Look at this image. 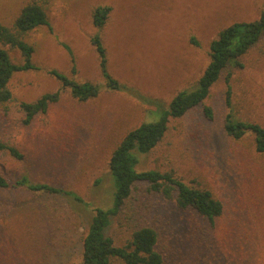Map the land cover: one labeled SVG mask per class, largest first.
Here are the masks:
<instances>
[{
  "label": "rangeland",
  "instance_id": "374dc122",
  "mask_svg": "<svg viewBox=\"0 0 264 264\" xmlns=\"http://www.w3.org/2000/svg\"><path fill=\"white\" fill-rule=\"evenodd\" d=\"M28 2L41 6L48 23L23 35L33 47L34 68L12 75L11 100L0 104V143L22 154L16 159L0 150V175L10 183L0 188V264H82L94 209L112 205L113 149L130 129L168 111L177 92L194 88L211 40L231 23L257 19L264 0H0V24L11 27ZM104 7L110 11L95 25L93 10ZM95 37L118 90L101 75ZM0 48L24 64L17 49ZM240 61L210 88L204 104L211 119L196 106L170 119L151 151L135 153V170L171 172L209 191L221 214L210 221L179 209L175 195L165 198L137 182L106 230L115 245L151 227L163 264H264V154L255 151L250 132L234 139L223 128L227 115L264 127V37ZM52 70L97 84L99 94L77 101ZM55 91L58 101L23 124L20 103ZM20 177L25 186L14 185ZM32 184L60 191H35Z\"/></svg>",
  "mask_w": 264,
  "mask_h": 264
},
{
  "label": "trees",
  "instance_id": "16d2710c",
  "mask_svg": "<svg viewBox=\"0 0 264 264\" xmlns=\"http://www.w3.org/2000/svg\"><path fill=\"white\" fill-rule=\"evenodd\" d=\"M110 9L107 7L93 10L95 25H99L107 16ZM47 19L41 6L35 2L25 4L16 16L11 27L0 24V44L17 49L23 57L24 64H15L8 53L0 48V104L11 100L8 83L12 75L19 71L34 68L31 63L33 47L23 39L27 32L47 25ZM262 37H264V9L259 17L249 22L231 23L221 29L209 44V62L198 78L194 88L177 92L169 103L168 111L156 120L144 122L130 129L113 149L109 159V170L114 177L115 192L112 205L107 209L96 208L89 220L87 231L82 238V264H111L114 260L121 264H163L162 256L156 251L157 234L151 227H140L131 233L129 240L123 246L114 244L113 239L106 234L111 217L116 215L128 198L135 183L145 182L149 190L159 193L165 198L175 195V203L179 209H192L202 217L213 221L222 212V204L213 198L207 190L192 187L173 175L171 172L135 170L137 158L135 153L151 151L163 138L167 123L170 119L180 118L190 109L201 106L203 115L211 119V107L204 104L210 88L218 80L222 70L228 65L242 66L240 58L246 54ZM191 42L196 43L193 38ZM94 50L98 54L101 75L107 78V86L111 90H118L120 85L106 69L104 48L98 37L91 40ZM61 84L68 88L72 98L85 102L99 94V86L92 82L79 83L67 79L58 71H50ZM59 91L45 93L32 102H21L20 109L24 114L23 124H29L40 113H45L50 104L57 102ZM224 131L234 139L242 138L247 132L253 135L255 151L264 154V127L258 123H248L234 120L226 116L223 123ZM0 150H6L16 159L22 154L12 146L0 143ZM23 177V176H22ZM20 177L15 186L24 185ZM8 180L0 175V188L9 187ZM13 185V184H12ZM35 191L49 190L53 193L58 188L45 184H32ZM29 189V188H28ZM70 191L63 194L69 195ZM76 199L77 196H75Z\"/></svg>",
  "mask_w": 264,
  "mask_h": 264
}]
</instances>
